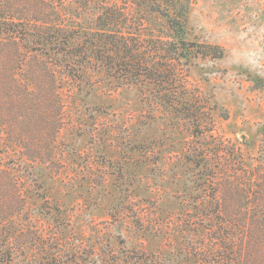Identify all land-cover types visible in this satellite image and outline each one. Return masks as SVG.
Listing matches in <instances>:
<instances>
[{
	"label": "rangeland",
	"instance_id": "374dc122",
	"mask_svg": "<svg viewBox=\"0 0 264 264\" xmlns=\"http://www.w3.org/2000/svg\"><path fill=\"white\" fill-rule=\"evenodd\" d=\"M52 1L76 6V0ZM187 25L190 40L224 50L221 59H198L187 71L188 82L214 105L213 131L193 137L144 91L115 88L99 73L79 88L68 85L54 163L20 160L14 145L0 141V172L11 175L22 199L10 215L12 207L2 206L13 193H0V264H206L220 258L211 238L221 224L205 215L216 211L210 197L219 188L218 168L230 161L211 158L197 166L192 153L222 144L240 150L247 165L259 154L264 0H194Z\"/></svg>",
	"mask_w": 264,
	"mask_h": 264
},
{
	"label": "trees",
	"instance_id": "16d2710c",
	"mask_svg": "<svg viewBox=\"0 0 264 264\" xmlns=\"http://www.w3.org/2000/svg\"><path fill=\"white\" fill-rule=\"evenodd\" d=\"M193 1L76 0L73 7L52 0H0V141L14 145L20 160L54 163L64 88H79L91 73L115 88L141 89L190 135L207 138L214 105L188 82L187 71L198 59H221L224 50L189 39ZM89 13L91 19H81ZM261 136L259 154L248 165L240 150L222 144L211 151L203 146L208 150L203 153L193 150L197 166L211 158L230 161L218 168L225 178L210 197L216 211L205 215L221 224L211 238L220 258L206 264H264V129ZM10 176L0 172V193H13L2 207H12L14 215L22 199Z\"/></svg>",
	"mask_w": 264,
	"mask_h": 264
}]
</instances>
